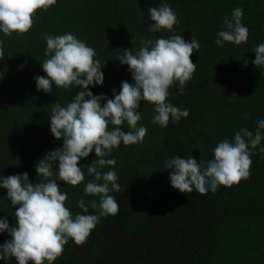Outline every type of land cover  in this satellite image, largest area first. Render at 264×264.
Returning <instances> with one entry per match:
<instances>
[{
    "label": "trees",
    "instance_id": "trees-1",
    "mask_svg": "<svg viewBox=\"0 0 264 264\" xmlns=\"http://www.w3.org/2000/svg\"><path fill=\"white\" fill-rule=\"evenodd\" d=\"M162 3L177 15L174 33L149 31L153 22L147 9ZM237 7L244 10L241 22L249 30L247 42L217 46L224 17L231 19ZM65 33L95 50L104 82L90 85L89 90L110 99L113 89L119 93L123 81L134 83L128 66L118 60L123 49L135 53L141 40L173 34L186 41L194 36L200 49L190 57L197 67L184 94L178 95L179 85L174 84L167 100L187 109L189 116L161 127L152 123L154 105L141 102L137 127L147 128L143 142L121 143L106 157L116 160L111 170L116 171L121 190L110 194L119 205L118 213L100 218L83 245L69 239L53 264H264V140L251 150L247 180L205 195L195 188L191 193L174 189L170 170L164 169L165 161L176 155L206 163L214 159L213 149L219 142L232 141L241 128L255 133L257 121L264 119V67L252 63L255 48L264 43V0H56L46 11H37L27 33H0L4 49L0 176L27 172L29 182L38 183L42 179L35 171L38 161L63 145L62 138L56 139L50 131L53 104L66 106L84 89L73 85L66 90L53 84L52 92L45 93L37 90L35 77H46L44 37ZM100 103L103 106L106 100ZM122 130H129L127 123ZM95 158L93 151L78 166H88ZM83 170L85 180L78 186L58 181L61 191L68 194L65 204L73 218L82 213L77 206L81 197L86 204L98 200L84 194L85 185L94 177ZM89 213L95 214L91 208ZM5 218L10 227L15 226V208L7 189L0 188V219ZM10 239L7 232L0 233V245ZM7 264H16L15 258Z\"/></svg>",
    "mask_w": 264,
    "mask_h": 264
},
{
    "label": "clouds",
    "instance_id": "clouds-1",
    "mask_svg": "<svg viewBox=\"0 0 264 264\" xmlns=\"http://www.w3.org/2000/svg\"><path fill=\"white\" fill-rule=\"evenodd\" d=\"M56 0H0V33H27L34 24L38 10H47ZM153 22L150 32L167 30L174 33V25L179 23L176 13L167 4L147 9ZM243 8L232 11L231 19L225 16L224 30L217 33L215 43L222 47L225 42L235 45L246 43L249 30L241 20ZM48 57L42 63L45 76H37L38 91L51 93L56 87L70 89L73 85L79 91L72 102L61 106L53 104L50 116V131L56 139L63 140L62 147L50 151L38 161L36 173L42 177L38 183H30L28 173L0 176V188L7 189V197L15 208V226L8 220L0 219V233L7 232L10 240L0 245V260L15 258L16 264H53L63 254L69 239L78 246L83 245L100 218L116 215L119 205L112 192H119V177L111 170L116 160L108 155L121 143L125 146L142 143L147 128L137 127L141 119L138 109L141 102L155 107L153 124L167 127L170 120L179 122L187 118L189 111L181 110L167 102L169 89L179 85L178 95L184 94L186 83L192 78L197 64L190 57L200 44L194 36L186 41L181 35L173 34L167 38L141 40V47L133 53L131 48L123 49L119 57L122 65H127L134 83L123 81L113 97L104 94L94 95L90 85H102L104 73L102 63L94 59L96 52L72 33L44 37ZM252 63L264 67V43L254 50ZM4 58L3 41L0 40V60ZM245 61V67L247 66ZM101 100L106 103L101 106ZM246 118H247V114ZM127 123L128 131L122 130ZM115 126V127H113ZM264 119L257 121L255 133L247 128L235 132L233 140L219 142L213 149L214 159L202 162L191 156L181 158L176 155L165 161L164 169L170 170L171 186L181 193H191L193 188L205 195L215 192L220 186L232 187L250 177L252 151L264 140ZM95 152L90 165L78 166L82 158ZM264 152V148L261 149ZM58 162V166L54 165ZM109 167L102 172L100 169ZM93 176L83 191L86 196H97L98 200L85 203L83 197L77 202L82 213L73 215L65 202L67 192H62L58 181L78 186L85 180L83 169ZM95 214H90L89 209Z\"/></svg>",
    "mask_w": 264,
    "mask_h": 264
}]
</instances>
